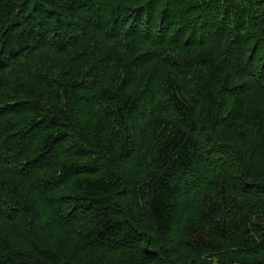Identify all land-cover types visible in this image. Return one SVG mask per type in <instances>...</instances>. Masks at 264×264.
Returning a JSON list of instances; mask_svg holds the SVG:
<instances>
[{
	"label": "trees",
	"instance_id": "1",
	"mask_svg": "<svg viewBox=\"0 0 264 264\" xmlns=\"http://www.w3.org/2000/svg\"><path fill=\"white\" fill-rule=\"evenodd\" d=\"M0 264H264V0H0Z\"/></svg>",
	"mask_w": 264,
	"mask_h": 264
}]
</instances>
